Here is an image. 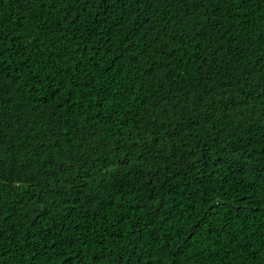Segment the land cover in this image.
Returning <instances> with one entry per match:
<instances>
[{"label":"trees","instance_id":"obj_1","mask_svg":"<svg viewBox=\"0 0 264 264\" xmlns=\"http://www.w3.org/2000/svg\"><path fill=\"white\" fill-rule=\"evenodd\" d=\"M0 264H264V0H0Z\"/></svg>","mask_w":264,"mask_h":264}]
</instances>
